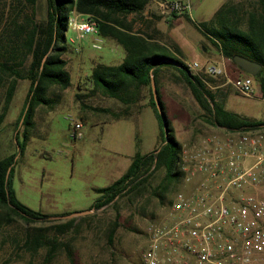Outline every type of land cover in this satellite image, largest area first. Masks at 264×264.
Segmentation results:
<instances>
[{"label": "rangeland", "instance_id": "1", "mask_svg": "<svg viewBox=\"0 0 264 264\" xmlns=\"http://www.w3.org/2000/svg\"><path fill=\"white\" fill-rule=\"evenodd\" d=\"M151 1L148 0V2ZM178 1L189 5L188 15L197 25L209 19L218 6L226 0ZM239 1L245 3L248 0ZM45 11V0H35L32 5L25 0H0V29L10 17L16 18L19 23L23 22L25 17L35 22L43 21ZM129 16L135 22V26L142 20V16L131 14L127 17ZM180 21L187 32L186 36L180 33L179 41L183 44L181 61L188 65L192 63V60L196 62L201 60L200 54L197 50H193L189 41L196 43L200 48L205 43L211 47L212 53L207 55V58H210L207 59L208 61L222 60L218 49L213 47L202 33L184 18ZM73 36V29L68 25L65 37L70 47L77 44ZM68 37H72L73 41L69 42ZM160 38L164 52L174 56L175 45L168 37ZM83 39L91 41V35L85 34ZM88 43V52L98 62L116 64L123 58L122 49L119 46L110 45L104 39L98 49L91 47L90 42ZM69 52L67 50L62 57L67 61L66 68L73 80L63 90H59L56 86L51 87L48 92V97L53 100L50 106L38 105L34 108L33 126L27 129L26 141L20 151L13 138V127L23 103L28 80H16L12 99L0 125V158L16 153L11 175V185L16 198L27 207L48 216L88 209L97 195L94 189L105 186L118 177L127 167L130 156L136 149L146 152L160 143L157 119L153 115L152 108L142 106L148 104L147 88L144 87L141 90V96L137 102L140 106L138 112L128 118L112 119L108 113L84 107L81 102L84 105L108 107L112 110L120 109L122 104L99 91L91 93L90 86L86 84V75L83 74L89 72L92 66L91 61L87 58L83 66L73 67L74 56ZM28 61L29 56H25L21 64L23 69ZM225 66L229 72L235 68L230 62H227ZM190 71L194 73L193 70L190 69ZM75 73H78V88L73 78ZM211 78L214 80L211 84L218 85L215 91L219 98H225V108L256 119H264V100L257 96L258 84L255 79H253L252 93L244 96L235 92L225 82L223 76ZM157 87L164 105L165 116L181 144V152L188 149L202 135L218 133L202 119L203 111L192 97L182 77L177 76L174 79L171 73L166 74L161 71L157 76ZM3 91L4 86L0 87V104ZM129 110L134 112V105H131ZM69 118H75L81 123L79 138L70 136L72 125ZM161 128L163 129V126ZM22 140L23 134L20 131L17 141L22 144ZM161 176L162 172L156 171L139 190L116 199L114 204L105 205L84 215L72 216L75 218L73 226L64 234L57 236L58 242L68 245L70 258L66 255L64 246L57 249L49 261L44 259L45 248H38L32 254L28 252L20 245L24 227L18 220L1 227L0 264H129L134 262L137 260V252L143 239V227L152 220L165 217L172 193L182 186L181 180L175 182L162 192V198L159 199L153 194V187L159 182ZM260 188L256 192L259 195L264 194V188ZM248 191L252 190L248 189ZM116 214L118 215L117 225L109 242L106 234ZM87 215L89 217L81 219L82 216ZM55 220V222L63 221V219Z\"/></svg>", "mask_w": 264, "mask_h": 264}, {"label": "trees", "instance_id": "2", "mask_svg": "<svg viewBox=\"0 0 264 264\" xmlns=\"http://www.w3.org/2000/svg\"><path fill=\"white\" fill-rule=\"evenodd\" d=\"M25 1L30 5L35 2ZM147 2L148 0H45L43 21L35 22L25 17L23 22L19 23L16 18L10 17L0 29V87L4 86L0 104V125L12 99L16 80H28L23 103L13 127V138L19 151L26 141L27 129L33 126L34 108L38 105H51L53 100L48 97L51 87L56 86L63 90L71 84L70 72L66 68L67 61L62 54L73 50L65 37L67 19L73 11L92 16L97 22L99 36L111 40L123 51V58L119 63L96 62L85 76L91 93L99 91L117 100L122 107L112 110L108 107L84 105L82 102L81 105L108 113L112 119L128 118L138 112L140 106L137 102L141 90L147 88L148 104L157 119L160 143L146 152L136 149L130 156L127 167L118 177L105 186L96 187L94 191L97 195L89 206L93 210L114 204L116 199L139 190L156 171L162 172L159 182L153 187V194L159 199L162 198L163 191L181 180L182 171L178 164L181 144L165 116L157 87V75L162 66L171 67L180 73L192 97L203 111L202 119L207 124L226 130L264 125V120L226 109L223 99L219 98L215 89L209 87L214 82L211 77L205 76L202 80L191 72L183 61L164 52L163 45L150 40L140 31L131 30L126 20L127 15L142 12ZM181 15L243 75L247 73L234 64L233 54L259 63L260 69L254 79L258 83L261 97L264 98V0H248L245 3L226 0L209 19L197 25L192 22L187 12ZM25 56H29V61L23 69L21 64ZM163 59H174L181 67L166 63ZM150 74L162 119L153 101ZM131 105H134V112L129 110ZM20 131L23 134L22 144L17 141ZM15 154L0 158V228L18 220L24 227L20 245L28 252L32 254L38 248H45L44 259L49 261L57 249L64 246L66 255L70 258L68 245L58 242L57 236L68 231L75 218L55 222L56 220L50 219L47 214L27 207L16 198L11 185ZM86 217L89 215L82 216L81 219ZM117 219L116 214L112 226L107 231L106 239L109 242L112 240ZM36 223L42 225L36 226Z\"/></svg>", "mask_w": 264, "mask_h": 264}, {"label": "built area", "instance_id": "3", "mask_svg": "<svg viewBox=\"0 0 264 264\" xmlns=\"http://www.w3.org/2000/svg\"><path fill=\"white\" fill-rule=\"evenodd\" d=\"M169 5L177 14L189 11L178 0ZM68 25L76 38L90 34V46L101 47L92 16L72 12ZM188 67L202 80L223 76L235 92L252 93L254 77L229 72L223 59ZM69 119L70 136L79 138L81 123ZM178 164L182 186L165 217L143 227L137 260L129 264H264V194L256 192L264 188V125L202 135L182 150Z\"/></svg>", "mask_w": 264, "mask_h": 264}, {"label": "crops", "instance_id": "4", "mask_svg": "<svg viewBox=\"0 0 264 264\" xmlns=\"http://www.w3.org/2000/svg\"><path fill=\"white\" fill-rule=\"evenodd\" d=\"M171 1H174V0H162V1L152 0L151 2H147L146 3L147 5H145L146 8L144 7L142 12L132 14V15L142 16V20L141 21L138 20L139 22H137L138 23L137 26H135V22H133L131 20L130 16L126 17V20L130 24L132 31H140L144 36L149 37L150 40H153V41L159 43L160 45H163L162 39L160 37H163V36L168 37L169 40L171 41V43L173 45H175V49H174L175 52H173L174 57H177L178 59H182L183 58V48H182L183 44H181V42L179 41V39L181 37L180 33L181 34L183 33V36H186L187 32H186V29L181 25L182 23L180 20H181V18H183V16L176 14V12L170 8L169 3ZM129 15H131V14H129ZM80 16L83 17L84 15L80 14ZM73 32H74V36H73L74 38L73 39H75L76 43H77L76 46L72 47L73 50L71 52H69L74 56V58H73L74 60H72L73 61L72 62L73 67L75 66L76 68H79V67L83 66V64L87 58H88V60L91 61V65L98 62L97 60H95L96 58L95 57L92 58L91 54L88 52L87 46L89 45L88 42H90V41L83 39V37L82 38H76V33L74 30H73ZM69 39H72V37H68V41H69ZM104 40H106V39H104ZM106 41L110 45L119 46V45L115 44L114 42H112L111 40H106ZM189 43H190V46L193 48V50H197V52L200 54L201 60H199L198 63H203L204 60L208 61L207 59H210V58H207L208 57L207 55L212 53L210 46H208L205 43L200 48L196 43H192V41H189ZM212 46L215 47L214 45H212ZM74 48H76V50H74ZM177 49H178V51H177ZM122 56H123V53H122ZM70 58L72 59V57H70ZM221 59H223L224 64H227V61L224 58L221 57ZM194 61L195 60H192V62H194ZM161 71L166 73V74L171 73L172 76L174 77V79L177 78V76L181 77L180 73L177 70H175L171 67H168V66H162L159 69V72H161ZM230 71H232L233 74L243 75L236 68H233ZM159 72H158V74H159ZM77 74L78 73H75L73 78L75 81V86L78 88L79 78H78ZM83 74L86 75L87 73L84 72ZM72 80L73 79H71V82H72ZM209 87L212 89H216L218 87V85L211 84V85H209ZM257 96H258V98L264 100V98L261 97V94L259 91V86H258ZM224 102H225V98L223 99V105H224ZM142 106H149L150 107L149 104H143ZM152 112H153V110H152ZM241 114H243V113H241ZM153 115L155 116L154 112H153ZM244 115L252 117V116L247 115V114H244ZM137 116H138V114H137ZM252 118H254V117H252ZM209 127L214 129L215 131H217L218 132L217 134H220L223 131V128L213 127L211 125H209ZM136 139H137V136H136ZM137 141H138V139H137ZM153 147H155V146H153ZM147 151H149V150H147ZM245 163H247V161H245Z\"/></svg>", "mask_w": 264, "mask_h": 264}, {"label": "water", "instance_id": "5", "mask_svg": "<svg viewBox=\"0 0 264 264\" xmlns=\"http://www.w3.org/2000/svg\"><path fill=\"white\" fill-rule=\"evenodd\" d=\"M164 62L166 63H169L171 65H174L176 67H181V64L178 63L177 61H175L174 59H163ZM232 61L234 62V64L239 68L241 69L242 71H244L245 73L251 75V76H255L256 73L258 72V70L260 69V64L255 62V61H252L246 57H243L241 55H238V54H233L232 55ZM150 77V88H151V91H152V96H153V101H154V104H155V107L162 119V116H161V112H160V108H159V104H158V100L156 98V94H155V87H154V81H153V78H152V75L150 74L149 75ZM21 120L19 121V124H20ZM9 169H7V172H8ZM93 210V208H89V209H86V210H83V211H80V212H75V213H70V214H64V215H58V216H49L50 219H68L72 216H75V215H84V214H87L89 212H91Z\"/></svg>", "mask_w": 264, "mask_h": 264}]
</instances>
